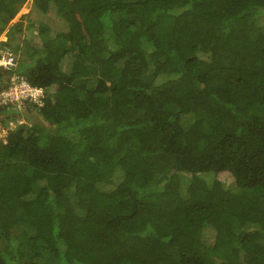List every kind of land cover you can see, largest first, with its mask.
I'll use <instances>...</instances> for the list:
<instances>
[{
    "label": "trees",
    "instance_id": "trees-1",
    "mask_svg": "<svg viewBox=\"0 0 264 264\" xmlns=\"http://www.w3.org/2000/svg\"><path fill=\"white\" fill-rule=\"evenodd\" d=\"M28 1L0 0V92L18 72L47 96L0 110V264H264V0L12 23Z\"/></svg>",
    "mask_w": 264,
    "mask_h": 264
},
{
    "label": "built area",
    "instance_id": "built-area-1",
    "mask_svg": "<svg viewBox=\"0 0 264 264\" xmlns=\"http://www.w3.org/2000/svg\"><path fill=\"white\" fill-rule=\"evenodd\" d=\"M0 66L7 70H12L16 67V63L11 54L3 53L0 50ZM46 96L47 91L44 88L32 85L24 75L14 72L10 77L8 87L0 92V110L8 105L23 109L27 103L40 108L43 107ZM17 123L22 125L24 122L19 119ZM10 127L15 128L16 123L11 122ZM4 132L7 135L5 129Z\"/></svg>",
    "mask_w": 264,
    "mask_h": 264
},
{
    "label": "rangeland",
    "instance_id": "rangeland-1",
    "mask_svg": "<svg viewBox=\"0 0 264 264\" xmlns=\"http://www.w3.org/2000/svg\"><path fill=\"white\" fill-rule=\"evenodd\" d=\"M31 3H32V0L29 1V3L27 5H25L21 11L19 12V14L17 15V17L15 18V20L12 22V23H16L20 20V18L23 16V15H27L29 12H30V6H31ZM7 41V35L6 33L3 34L1 37H0V44L2 42H6ZM3 129V130H2ZM6 135V133L4 132V128L3 126L0 124V138L1 137H4ZM220 179L224 182V183H230L232 181V178L230 176L229 173H223L220 175Z\"/></svg>",
    "mask_w": 264,
    "mask_h": 264
},
{
    "label": "crops",
    "instance_id": "crops-1",
    "mask_svg": "<svg viewBox=\"0 0 264 264\" xmlns=\"http://www.w3.org/2000/svg\"><path fill=\"white\" fill-rule=\"evenodd\" d=\"M29 1H30V0H29ZM29 1L27 2V4L29 3ZM27 4H26V5H27Z\"/></svg>",
    "mask_w": 264,
    "mask_h": 264
}]
</instances>
